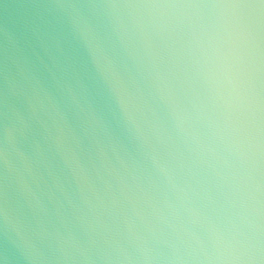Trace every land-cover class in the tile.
Instances as JSON below:
<instances>
[{"label": "water", "instance_id": "water-1", "mask_svg": "<svg viewBox=\"0 0 264 264\" xmlns=\"http://www.w3.org/2000/svg\"><path fill=\"white\" fill-rule=\"evenodd\" d=\"M225 2L0 0V264H264V158L221 136L200 72Z\"/></svg>", "mask_w": 264, "mask_h": 264}, {"label": "clouds", "instance_id": "clouds-1", "mask_svg": "<svg viewBox=\"0 0 264 264\" xmlns=\"http://www.w3.org/2000/svg\"><path fill=\"white\" fill-rule=\"evenodd\" d=\"M202 26L200 72L212 103L221 136L250 160L264 158V11H254L239 0H228L207 14ZM85 28L91 31L87 25ZM102 52L99 44L94 50ZM101 75L113 84L118 102L131 114L132 93L107 54L97 60ZM155 97L140 95L142 108L158 125L154 102L177 107L173 92L162 82ZM141 115H145L141 111ZM231 258L242 259L238 249Z\"/></svg>", "mask_w": 264, "mask_h": 264}]
</instances>
